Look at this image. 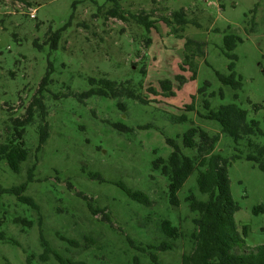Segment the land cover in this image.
Here are the masks:
<instances>
[{
	"label": "rangeland",
	"instance_id": "obj_1",
	"mask_svg": "<svg viewBox=\"0 0 264 264\" xmlns=\"http://www.w3.org/2000/svg\"><path fill=\"white\" fill-rule=\"evenodd\" d=\"M27 2L30 6L0 0V143L13 132L12 120L24 118L47 76L42 100L48 139L37 152L36 119L25 128L23 141L30 157L21 173L0 162V187L5 189L25 181L27 170L35 167L34 181L24 195L39 208L0 194V233L19 245L0 240V264H24V252L39 256L41 237L60 254L87 264H132L134 257L148 264V257L131 248L128 239L134 245H158L165 238L159 230L163 220L178 226L184 238L175 241L174 250L158 253L159 261L180 264L181 254L191 247L193 215L185 198L189 190L198 195L197 172L178 192L179 206L173 207L167 180L153 169V162L171 153L167 139L181 146L182 134L192 125L220 134L217 122L199 116L206 112L204 101L211 111L236 104L264 132V0H119L126 20L107 15L114 7L108 0ZM179 11L191 22L181 37L163 21ZM143 14L155 23L149 34L131 18ZM225 34L242 39L233 51L242 84L238 91L223 87L216 77V72L228 74V60L221 53ZM188 39L201 47L187 49ZM186 55L196 68L194 79ZM103 77L142 84L140 94L148 103L122 99L126 109L121 111L113 99L80 101L73 96L89 90V79ZM164 80L172 83V97L162 91ZM190 104L194 110L188 112ZM181 115L188 121H177ZM220 136L216 152L230 160L229 187L239 208L236 227L241 235L247 227V246L264 244V214H253L254 207L264 206V172L244 158L232 160L245 149ZM258 141L264 144V138ZM119 184L143 192L149 206L131 201ZM89 204L104 209L110 222ZM17 218L29 221L30 227L14 224Z\"/></svg>",
	"mask_w": 264,
	"mask_h": 264
},
{
	"label": "trees",
	"instance_id": "obj_2",
	"mask_svg": "<svg viewBox=\"0 0 264 264\" xmlns=\"http://www.w3.org/2000/svg\"><path fill=\"white\" fill-rule=\"evenodd\" d=\"M27 6L30 3L27 0ZM114 3V7L107 11V15L120 20H126L124 10L119 4V0H108ZM131 18L143 28L146 33H150L155 29V23L148 15L135 16ZM170 19H163L167 26H171L172 33L180 36L185 31L184 27L191 24L186 19L183 11L173 12ZM177 25V26H176ZM149 42V40H148ZM242 39L234 34H225L221 53L228 60V74H220L216 72V77L223 87H230L233 91L241 89V77L235 72V62L237 57L233 54L234 49ZM201 47V44L186 40L185 46ZM191 56H185V63L192 70V79L196 76V68L191 63ZM145 75V70H141ZM178 80L181 77H176ZM49 77L42 79L38 96L25 111L23 119L12 120V130L9 138L0 143V162L4 161L9 169L15 173H21V166L27 162L30 157V150L25 147L23 136L25 128L39 120L38 133L39 145L36 149L39 152L48 139V125L46 122L47 108L43 102V92L48 85ZM89 90L80 94L73 95L80 101L91 97H104L116 100L117 107L121 111H125L126 104L122 99H131L141 104H147L141 94L142 84H136L131 80L124 82H114L106 78L89 79ZM162 91L168 97L173 96L171 91L172 83L169 80L160 82ZM201 89L198 93H201ZM220 97L224 92L221 88ZM236 99L237 96L234 95ZM208 101H204L205 114H199L203 119L215 121L220 126V134L230 137L236 147L245 149V153L234 155L232 160L244 158L256 165V167L264 172V144L258 141L264 138V132L260 129L258 121L249 118L247 110L237 106L236 104L220 106L216 111L209 110ZM186 111H193L194 106L190 104L185 107ZM257 110V108H255ZM177 121H188L183 115L176 118ZM115 128L122 129V126L114 125ZM149 126H143L147 129ZM220 134H210L208 131L199 126L192 125L186 132L182 134L181 146L172 139H167L166 143L172 148L167 158H157L153 162V169L158 170L160 174L167 180V192L169 203L173 207L179 206L178 192L182 190L187 179L197 172L196 185L197 194L192 190L188 191L185 201L188 204V210L193 215L191 221L194 225L193 231L189 234V242L191 247L189 251L183 252L180 256V264H264V244L257 246H247L245 239L247 237V227L242 228V235L239 233L234 214L238 211V205L233 200L228 179V167L230 160L224 159L218 152L216 147L221 138ZM191 153L187 155L184 150ZM35 167L27 170L26 180L17 186L11 188H1L0 194H11L16 197L21 204H26L33 210H39L38 206L33 203L32 199L24 195L29 183L34 181ZM126 196L131 200L143 206H149L148 197L140 191H134L127 188L123 184L118 185ZM200 196H204L202 199ZM89 208L94 213H104V221L110 222L105 214V210H94L89 204ZM253 214H264V206H256L253 208ZM14 224L22 223L24 226L30 227L31 223L25 219L17 218ZM160 232L165 237L158 245L134 243L128 239L131 248L148 257V264H161L158 253L174 250L175 241L184 238L178 226L172 225L169 220H163L160 223ZM5 234L0 233V240H6ZM42 253L36 256L34 253H27L24 264H87L83 260L73 257H66L54 250L47 242L40 238ZM69 245L74 244L71 240L62 239ZM11 244L19 247L18 243L10 240ZM76 245V244H75ZM53 260V263L48 261ZM132 264H140L139 258L134 257Z\"/></svg>",
	"mask_w": 264,
	"mask_h": 264
}]
</instances>
